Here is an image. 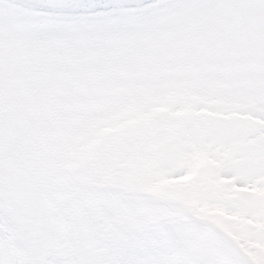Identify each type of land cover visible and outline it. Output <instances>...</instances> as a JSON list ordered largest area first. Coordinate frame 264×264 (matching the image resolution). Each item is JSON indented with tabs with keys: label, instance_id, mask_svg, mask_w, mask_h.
I'll return each mask as SVG.
<instances>
[{
	"label": "snow or ice",
	"instance_id": "obj_1",
	"mask_svg": "<svg viewBox=\"0 0 264 264\" xmlns=\"http://www.w3.org/2000/svg\"><path fill=\"white\" fill-rule=\"evenodd\" d=\"M0 264H264V0H0Z\"/></svg>",
	"mask_w": 264,
	"mask_h": 264
}]
</instances>
